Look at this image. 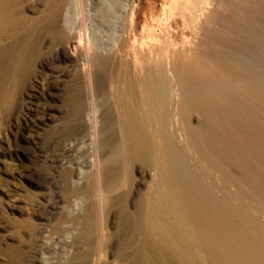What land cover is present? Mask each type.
<instances>
[{"label": "rangeland", "instance_id": "obj_1", "mask_svg": "<svg viewBox=\"0 0 264 264\" xmlns=\"http://www.w3.org/2000/svg\"><path fill=\"white\" fill-rule=\"evenodd\" d=\"M262 2L65 0L56 22L67 36L54 41L47 31L37 33L30 49L33 61L28 72L17 83L5 78L0 81L10 93L0 103V264H80L77 255L90 247L82 237L91 206L96 208L98 222V234L92 243L102 247L101 264H128L132 257L142 258L149 203L154 199V184L162 177L161 169L157 174L153 166L140 161L131 165V179L125 187L127 206L130 212L139 213L142 225L134 235L130 221L126 222L127 228L121 227L118 208L108 207L100 195L88 192L104 166L103 140L108 128L118 134L109 107L114 109L119 98L117 87L123 82L120 79L125 63L135 62L133 44L136 41L142 45L145 56L152 52L155 58L158 56L154 61L142 62L143 67L153 65L156 73H160L162 62L168 73L179 62L172 52L193 56L202 51L262 80L259 87L264 93V45L252 41L248 34H264V12L258 8ZM47 7V0H24L21 12L44 22L51 19L49 15L40 16ZM81 38L91 49L113 56L105 68L96 62L92 50L91 72L100 77L97 80L94 74L93 91L85 79L88 68L82 57ZM4 43L18 44L20 39L5 32L0 36V45ZM121 48L131 54L123 55ZM169 76L176 95L173 72ZM73 94L83 104L78 121L71 117ZM195 115L191 118L194 124L200 120ZM177 135L178 142L183 137L184 143V134L178 131ZM188 152L191 160L196 158ZM174 216L183 221L187 218L181 212ZM183 227L187 240L207 264H223L216 252L203 251L204 244L191 225ZM185 236L177 234L170 243L166 237H157L169 254L164 264H198L194 252L183 246ZM10 252L16 254V263L11 261Z\"/></svg>", "mask_w": 264, "mask_h": 264}, {"label": "bare ground", "instance_id": "obj_2", "mask_svg": "<svg viewBox=\"0 0 264 264\" xmlns=\"http://www.w3.org/2000/svg\"><path fill=\"white\" fill-rule=\"evenodd\" d=\"M23 1L0 0V36L8 32L10 37L20 39L18 44L0 45V81L5 78L17 83L28 72L33 61L30 49L37 33L47 31L54 41L68 34L56 22L65 0H47L48 7L40 16L49 15L51 19L44 22L22 14ZM258 8L264 12V2ZM248 34L252 41L264 45V34ZM79 40L88 68L85 79L93 91L94 74L97 80L100 78L97 72H91L94 49L83 44L82 38ZM135 42V62L125 63L124 75H119L123 78L119 84L122 87H117L119 98L114 109L109 107L120 139L115 130L108 128L103 140L104 166L88 190L100 195L108 207L118 208L121 227L127 228L126 222L130 221L134 235L142 225L139 213L130 212L127 206L125 187L131 179V165L140 161L153 166L157 174L161 169L162 177L156 180L154 199L149 203L142 258L132 257L128 264H164L169 254L157 237H166L170 243L177 234L185 236L184 225H191L204 244L203 251L216 252L223 264H264V93L259 87L262 80L202 51L193 56L172 52L171 56L179 60L171 68L168 64L178 89L174 95L168 68L162 61L160 73L153 70L152 64L143 67V61H154L158 56L155 58L153 52L145 56L142 45ZM94 51L96 62L108 68L113 56L102 55L98 48ZM121 51L123 55L130 53L125 48ZM9 95L7 86L0 83V103ZM70 103L71 117L78 121L83 112L82 101L73 94ZM194 114L200 118L196 124L191 121ZM178 131L184 134V143L183 137L178 142ZM189 150L196 155L193 160ZM214 174L219 177L215 179ZM95 209L91 206L86 213V233L82 239L90 247L77 255L80 264H101L102 247L92 243L98 234ZM177 212L187 218L177 219ZM186 237L183 246L194 252L198 264H207ZM9 254L16 263V254Z\"/></svg>", "mask_w": 264, "mask_h": 264}]
</instances>
